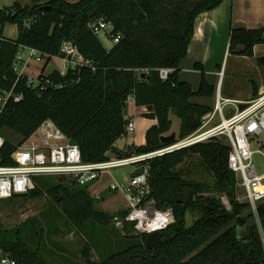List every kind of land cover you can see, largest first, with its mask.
Here are the masks:
<instances>
[{
    "label": "trees",
    "instance_id": "obj_1",
    "mask_svg": "<svg viewBox=\"0 0 264 264\" xmlns=\"http://www.w3.org/2000/svg\"><path fill=\"white\" fill-rule=\"evenodd\" d=\"M224 1L35 0L29 5L17 1L0 7V93L22 95L19 102L9 99L0 114V135L7 141L5 155L47 120L79 146L87 163L107 160L108 152L130 157L164 148L161 138L171 132V115L180 120L177 140L196 133L214 109L194 104L192 99L215 98L217 89L207 80L204 66L197 63L201 82L194 92L191 84L180 79V65L188 54L196 18ZM99 20L113 26L111 39L119 37L111 50L91 29ZM7 25L17 26L16 40L4 36ZM69 42L88 65L70 68L65 75L60 71L40 75L36 83L18 73L16 59L22 51L37 50L49 63L53 57H64L62 47ZM258 45H264V27L231 25L230 54L254 57ZM259 62L264 64V58ZM163 68L173 69L167 80L160 77ZM253 87L257 97L255 82ZM131 96L137 107L148 109L146 117L157 120V125L147 131L144 145L120 152L115 144L125 136ZM4 130L18 136V142L5 137ZM230 152L225 138L215 137L150 162L152 197L158 209L172 208L175 214V222L161 232L162 244L153 250L145 248L147 235L136 233L134 224L125 222L116 228L115 219L125 218L127 209L103 212L87 185L76 188L55 177H43L34 191L13 198L48 196L61 206L73 227L88 236L81 251L86 264H264V200L257 214L249 203L238 200L237 180L228 168ZM195 157L198 161L191 169H181ZM4 164L12 163L7 159ZM193 169L206 172L209 178L194 179ZM186 191L191 197L183 202ZM223 195L231 210L222 204ZM112 225L116 229L106 234L104 229ZM24 232L22 227L4 229L0 222V256L22 264H50L41 246L31 244ZM94 252L97 260H93Z\"/></svg>",
    "mask_w": 264,
    "mask_h": 264
},
{
    "label": "built area",
    "instance_id": "obj_2",
    "mask_svg": "<svg viewBox=\"0 0 264 264\" xmlns=\"http://www.w3.org/2000/svg\"><path fill=\"white\" fill-rule=\"evenodd\" d=\"M91 29L99 36L105 30L113 31V26L99 20L91 24ZM113 40L117 43L119 37ZM29 52V60L40 61L43 58L37 50L32 49ZM62 53L64 54L61 58L64 62L63 70L60 71L62 75L70 68L89 64L71 42L63 45ZM22 61L23 51L16 59L17 70L21 67ZM26 67L27 63H24L20 75L27 76ZM159 72L160 77L167 80L173 69L163 68ZM29 79L36 83L33 78ZM11 98L19 102L22 95L15 96L12 92L0 93V114ZM215 98L214 111L203 118L201 129L193 135L147 154L111 157L113 154L108 152L106 154L108 159L99 163L84 162L79 146L50 120L45 121L30 138L16 144L15 149L8 155H5L7 141L0 135V200L28 195L37 188L38 178L56 177L65 179L74 186H86L95 183L104 173L121 167L135 166L137 173L140 171L143 173L129 178L124 184L115 182L110 187L113 192L124 193L128 202V214L125 218L117 217L115 224L121 229L125 222L132 223L139 234L162 232L175 222V214L172 208L158 209L157 201L152 197L150 162L195 144L208 142L212 138L223 137L229 141L231 147L228 168L235 174L237 187L244 189L245 201L257 214V206L264 200V173L258 172L255 156L260 154L264 157V153L254 149V146L262 141L263 144L260 146L264 147V140H261L264 137V93L248 101H236L224 98L220 88H217ZM132 103H135L133 96L127 101L128 108ZM228 106H231L230 117L226 116ZM241 106L244 108L241 109ZM217 115L220 116V122L208 128ZM135 130L136 122L129 120L125 136ZM7 159L12 164H4ZM221 201L227 210H231L227 196H221ZM0 264L22 263L10 256H0Z\"/></svg>",
    "mask_w": 264,
    "mask_h": 264
},
{
    "label": "rangeland",
    "instance_id": "obj_3",
    "mask_svg": "<svg viewBox=\"0 0 264 264\" xmlns=\"http://www.w3.org/2000/svg\"><path fill=\"white\" fill-rule=\"evenodd\" d=\"M20 2L23 5L32 4L35 0H1L0 7L7 8L12 6L15 2ZM78 1V0H71ZM110 30H105L99 34V39L108 50H111L115 45V40L111 39L109 36ZM6 34L10 38L18 37V28L14 25H7ZM264 50V48L262 49ZM29 49L23 51V57L25 61L29 58ZM264 56H255L254 58H243L237 57L236 55L231 54L230 57L225 58L222 62V68L224 70V76L221 83L222 96L227 98L235 97V92L244 97L249 96L253 93L254 81L258 86L264 87V64L259 62V58ZM47 56H44L40 61L31 60L26 67V75L31 79L38 81L40 75L48 76L54 71H62L64 67V62L61 58L53 57L50 63L47 65ZM210 69L213 68H209ZM206 71V70H205ZM21 72V67L18 69V73ZM206 77L210 81L214 82L215 78L213 74L206 71ZM197 81L200 78L199 75H196ZM207 79V80H208ZM217 86V85H216ZM195 89H198L194 86ZM218 88V86H217ZM216 88V89H217ZM198 98V97H196ZM200 98V97H199ZM207 103L210 105L215 104V100L212 98H207ZM231 106L226 108V116L230 117L229 110ZM173 120V129L179 128V119L177 117H172ZM214 124L220 122V116L217 115L214 119ZM5 137H8L13 142H18L19 137L13 136L12 133L8 130L1 132ZM173 133H168L166 135H171ZM177 134V138H178ZM226 140V139H225ZM264 140V137L261 138ZM229 143L228 140H226ZM262 141L254 146V149L261 150L264 153V147H261ZM114 157V155H111ZM198 159L195 157L193 160H189L184 165L181 166V169L187 171L193 167V163L197 162ZM255 163L259 173H264V157L260 154L255 156ZM135 166H126L112 170V175L114 179L119 183H126L131 174L135 171ZM193 178L200 181H206L209 178V175L206 172H201L200 170H192ZM56 178V177H55ZM45 179L38 178L36 181ZM57 179V180H56ZM56 181H61L65 184L71 185L65 179L56 178ZM54 180V182H56ZM93 183L87 185L89 191L93 188ZM79 188L81 186H74ZM238 190V200L240 202L245 201V192L241 187H237ZM91 193V191H90ZM116 193L110 191V193H105L100 195L99 199H96L92 193L91 195L97 200V207L103 212L114 214L119 213L113 212L110 208L106 207L107 203L111 198H113ZM104 203V204H103ZM192 217L189 216V223L192 222ZM0 222L4 229L12 230L18 227H22L24 235L31 242V244H39L40 249L44 251L46 260L50 264H86L81 257V251L87 244L88 236L85 234L83 229H77L69 222L63 213L61 206L54 205L48 196H44L41 199H28L26 197H16L11 200H0ZM116 228L117 225L115 224ZM114 225L108 229H104L106 234L113 232ZM89 237L91 236V231L89 230ZM103 242L101 241V244ZM98 254L94 252L93 260H97Z\"/></svg>",
    "mask_w": 264,
    "mask_h": 264
},
{
    "label": "crops",
    "instance_id": "obj_4",
    "mask_svg": "<svg viewBox=\"0 0 264 264\" xmlns=\"http://www.w3.org/2000/svg\"><path fill=\"white\" fill-rule=\"evenodd\" d=\"M231 25L241 26L248 29H258L264 27V0H225L215 10L204 12L196 18L194 36L189 45L188 54L180 65V79L191 84L194 92L198 91V89H195L194 86H198L196 88H199L201 82V73L195 70V65L197 63H201L204 66L205 70L213 74L215 78L214 82L210 81V79L207 78L209 83L216 88L218 86L222 94L221 83L224 76L222 62L225 60V58H229L231 55L229 53ZM4 36L12 40H16L18 38L8 37V35L6 34V29L4 32ZM263 48L264 45L256 46L254 50V57L259 55L264 56V50H262ZM30 61L31 60H29V58L27 61H25V57H23L21 67L24 66V63H27L28 66V63H30ZM49 63H47V65ZM209 68L213 69H210L209 71ZM196 75L200 76L198 81ZM256 86L258 89V95L264 93V87L258 86L257 83ZM234 94L235 97H230L228 95L226 99L248 101L254 98V92L246 97L237 94V92H235ZM206 99L207 98L205 97H194L192 99V102L197 105L207 106L214 109L215 104H208ZM212 99L215 100L216 103V98ZM129 106L130 107L127 109V118L128 120L136 122V130L117 141V143L115 144V148L120 152H126L133 146L144 145L146 143L147 131L152 126L157 125V120L149 119L146 117V115L149 113L146 107H137L135 103H132ZM173 116L176 117L175 115H171V120ZM214 121L215 120L212 121L211 125L208 128H212L218 124L217 123L213 125ZM179 131L180 120L179 128L176 130L172 128L171 133H175L177 135L179 134ZM136 173L137 170L135 169V171L129 178L133 177V175H135ZM115 182L117 181L114 179L112 172L104 173L95 183H93V188L90 191L96 199H99L100 195L110 193V187ZM105 205L113 212H118L119 210H125L128 208L127 199L122 192L116 193V195L107 203H105Z\"/></svg>",
    "mask_w": 264,
    "mask_h": 264
},
{
    "label": "water",
    "instance_id": "obj_5",
    "mask_svg": "<svg viewBox=\"0 0 264 264\" xmlns=\"http://www.w3.org/2000/svg\"><path fill=\"white\" fill-rule=\"evenodd\" d=\"M243 108H244V106H241V109H243ZM161 141L164 144H166V146L172 145L177 141V135L175 133H173L171 135L163 136L161 138ZM142 173H143V171H140L137 174L133 175V177L136 175H140ZM190 197H191V193L189 191H186V195H185V198L183 199V202L189 201ZM188 223H189V217H188ZM191 223L192 222H190L189 225ZM162 242H163V240L161 237V232L156 231V232H153V233L147 235V238L144 241V246L147 250H153V249H156L157 247H159L162 244Z\"/></svg>",
    "mask_w": 264,
    "mask_h": 264
}]
</instances>
